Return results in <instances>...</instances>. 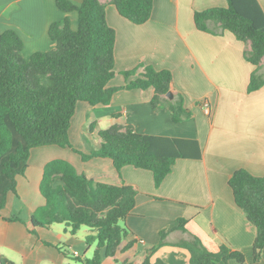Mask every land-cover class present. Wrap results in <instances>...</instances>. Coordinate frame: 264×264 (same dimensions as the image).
Returning a JSON list of instances; mask_svg holds the SVG:
<instances>
[{"label": "crops", "instance_id": "1", "mask_svg": "<svg viewBox=\"0 0 264 264\" xmlns=\"http://www.w3.org/2000/svg\"><path fill=\"white\" fill-rule=\"evenodd\" d=\"M71 1L80 5L83 0ZM100 1L116 30V75L108 85H125L124 71L137 69L129 78L134 80L145 66L169 69L173 93L183 96L184 106L194 112L195 119L175 122L165 102L152 104L153 87L123 89L107 105L77 104L70 128L74 147L85 152L88 145L100 148L99 132L117 124L142 134L196 140L202 156L178 158L157 187L150 170L126 165L118 171L111 158L84 161L72 148L40 146L31 150L26 174L17 176V193L6 192L10 180L2 171L7 160L2 159L0 203L6 194V205L0 213V258L15 264H85L74 257L93 256L96 244L88 246L85 241L89 228L81 227L73 234L65 223H55L35 235L22 222L45 204L40 191L44 166L60 158L97 182L128 184L138 191L133 213L123 221L131 234L114 256L102 250L101 264H141L147 250L159 243L162 230L169 231L168 244L158 249L153 261L191 264L189 250L173 243L195 235L209 250L218 251L227 243L245 253L246 264H253L256 228L237 205L229 179L240 168L264 176V86L248 91L255 66L245 58L247 43L229 30L220 35L201 31L194 22L196 11L226 7L227 0H154L152 16L142 25L120 15L111 0ZM258 1L264 10V0ZM69 15L76 29L77 12ZM65 16L56 0H0V35L15 29L24 41L23 56L29 58L55 47L49 28ZM14 217L22 221L8 220ZM179 218L187 219L186 232L177 229ZM133 240L134 245L123 251ZM260 264H264V252Z\"/></svg>", "mask_w": 264, "mask_h": 264}, {"label": "trees", "instance_id": "2", "mask_svg": "<svg viewBox=\"0 0 264 264\" xmlns=\"http://www.w3.org/2000/svg\"><path fill=\"white\" fill-rule=\"evenodd\" d=\"M111 2L120 15L137 25L146 23L154 9V0ZM56 4L66 16L49 28L50 38L56 43L53 49L25 58L24 41L15 29L0 35V161L8 156L2 169L10 180L6 192L17 193V176L26 174L31 150L40 146L72 148L84 161L111 158L118 171L126 165L150 170L157 187L171 173L178 158H200L196 140L142 134L132 126L117 124L99 132L100 148L88 145L85 152L74 147L70 128L77 104L107 105L114 93L123 89L153 87L152 104L165 102L175 122L194 120L195 114L184 106L182 95L167 98V93L173 91V74L169 69L145 66L134 80L129 78L137 69L124 71L127 83L110 87L108 84L116 75V30L107 21L105 4L100 0H83L80 5L71 0H56ZM72 12L78 14L76 29L69 15ZM194 22L201 31L220 35L229 30L247 43L245 58L255 66L248 91L264 86V10L258 0H227L226 7L196 11ZM229 185L237 205L256 228L253 264H260L264 252V176L240 168L230 177ZM40 191L45 204L28 220H8L22 221L35 235L55 223H65L73 234L88 227L85 241L88 246L96 244L94 254L91 258L74 257L85 264H101L102 250L106 256H114L131 234L123 221L136 206L138 191L132 185L97 182L79 173L70 161L58 158L45 164ZM5 205L6 194L0 213ZM186 223L187 219L179 218L177 229L186 232ZM168 232H160L159 243L147 250L141 264H168L159 258L152 260L158 249L168 244ZM135 242H128L122 250L130 249ZM173 245L189 250L191 264L230 260L246 264L245 253L227 243L218 251H211L199 237L190 235ZM0 264L15 263L1 257Z\"/></svg>", "mask_w": 264, "mask_h": 264}, {"label": "built area", "instance_id": "3", "mask_svg": "<svg viewBox=\"0 0 264 264\" xmlns=\"http://www.w3.org/2000/svg\"><path fill=\"white\" fill-rule=\"evenodd\" d=\"M203 105L206 107V109L208 110V112H210V104L207 101H205L203 103Z\"/></svg>", "mask_w": 264, "mask_h": 264}, {"label": "water", "instance_id": "4", "mask_svg": "<svg viewBox=\"0 0 264 264\" xmlns=\"http://www.w3.org/2000/svg\"><path fill=\"white\" fill-rule=\"evenodd\" d=\"M167 97L170 98V99H172L174 97L173 91L168 92L167 93Z\"/></svg>", "mask_w": 264, "mask_h": 264}, {"label": "rangeland", "instance_id": "5", "mask_svg": "<svg viewBox=\"0 0 264 264\" xmlns=\"http://www.w3.org/2000/svg\"><path fill=\"white\" fill-rule=\"evenodd\" d=\"M12 8H14V6H13ZM24 48H25V45H24ZM23 51H24V49H23ZM23 51H22V55H24ZM2 159H3V160H7V159H8V156L3 157ZM4 177H6V176L4 175ZM2 201H3V200H2ZM121 223H122V222H121ZM84 227H86V226H84ZM86 228H88V227H86Z\"/></svg>", "mask_w": 264, "mask_h": 264}]
</instances>
